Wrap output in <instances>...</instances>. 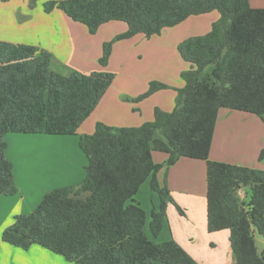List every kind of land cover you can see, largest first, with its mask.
Listing matches in <instances>:
<instances>
[{
    "label": "trees",
    "instance_id": "16d2710c",
    "mask_svg": "<svg viewBox=\"0 0 264 264\" xmlns=\"http://www.w3.org/2000/svg\"><path fill=\"white\" fill-rule=\"evenodd\" d=\"M2 2L8 0H0ZM36 0H28L33 7ZM60 9L94 34L110 20L127 29L102 43L98 62L108 64L113 44L136 34H160L191 15L217 11L210 29L177 44L187 68L181 87L151 80L128 100L140 101L155 91L175 90L170 110L155 107L151 120L135 126L96 122L79 135L87 157L77 183L49 189L28 213L16 214L1 234L3 241L29 248L41 245L71 264H199L176 240L153 242L145 233L146 213L135 200L148 180L159 195L149 228L157 236L173 203L166 184L157 179L162 167L180 157L206 163L207 230L229 229L232 264H264L254 231L264 235V167L211 160L209 150L221 108L245 111L264 121V7L249 0H46L43 10ZM115 75L108 70L83 73L55 64L46 49L0 40V195L18 188L7 155L6 134H77ZM167 154L163 163L152 152ZM258 159H264V148ZM248 187L245 200L239 190ZM179 213L183 209L176 205Z\"/></svg>",
    "mask_w": 264,
    "mask_h": 264
},
{
    "label": "crops",
    "instance_id": "0c3cea01",
    "mask_svg": "<svg viewBox=\"0 0 264 264\" xmlns=\"http://www.w3.org/2000/svg\"><path fill=\"white\" fill-rule=\"evenodd\" d=\"M36 1L33 7L29 6L28 0L0 1V40L36 45L51 52L55 64H63L83 73L110 71L120 61L123 75L128 76L133 83L132 89H115L117 86L112 85L108 87L90 116L93 118L87 122V117L81 124L83 127L88 123L85 131H80V126L77 134L73 135L6 134L7 138L15 139L18 144L13 150L7 147V155L14 163L18 191L13 195H0V264H71L63 256L38 244L27 249L9 244L2 240V231L13 222L16 214L30 212L49 189L77 183L84 177L87 157L78 145L79 135L93 132L96 122L102 121L111 126L140 125L152 119L156 106L165 110V97L168 96L172 104L175 103L176 92L169 89L155 91L140 101L127 99L144 92L149 82L154 80L150 76H137L138 73L133 72L128 62L134 56L141 55V44L146 45V48L155 44L165 53L168 48L164 47L165 44H158L155 36L162 35L166 28L159 35L145 37L136 34L116 41L108 64L102 67L98 58L103 41L125 31L127 24L121 20H110L91 34L85 24L72 20L60 9L55 8L46 13L42 8L46 0ZM249 4L251 7H264V0H249ZM217 16H211L207 23L212 24ZM185 68L187 64L178 60L175 66V75L178 77L175 84L178 87L183 85L180 72ZM162 79L167 80V77ZM166 91L171 94H165ZM131 101L137 103L136 109L131 108ZM113 103L116 107L118 104V107L115 108ZM263 148V120L253 113L219 109L209 150L211 160L262 169L264 159L259 160L258 154ZM152 157L155 162L163 163L167 154L153 151ZM157 179L167 185L174 202L167 206L161 231L153 236L149 228V216L152 210L159 208L160 199L151 190L148 180L141 184L135 200L146 213V235L155 243L176 240L199 264H232L230 230H207L205 161L180 157L173 165L162 167L157 172ZM242 191L248 192L244 194ZM249 192L248 187L239 190L242 197ZM176 205L183 209L184 214L179 213ZM153 264L166 263L155 261Z\"/></svg>",
    "mask_w": 264,
    "mask_h": 264
},
{
    "label": "rangeland",
    "instance_id": "374dc122",
    "mask_svg": "<svg viewBox=\"0 0 264 264\" xmlns=\"http://www.w3.org/2000/svg\"><path fill=\"white\" fill-rule=\"evenodd\" d=\"M36 2L37 1H35V4ZM42 8H43V3H42ZM214 15L216 16L218 15L217 18L219 17V13L214 10L211 12L202 13L198 15H191L187 17L185 20L178 23L177 25L166 28L165 32L162 33V35L158 34L159 36H155L156 39H158V44H165L164 47L168 48L166 52L164 53L159 48H156L157 46L155 44L151 45L150 47L147 46V48H146V45L143 46L141 44V55L134 56V58L130 62H128L130 63V68L132 67L133 72L135 71L136 73H138L137 76H142V77L150 76V77H153L154 80L165 82L169 85H172V87H178L177 84H175L177 83V79H178V77L175 75V66H177V61L181 59L179 57V53L177 52V43L188 36L203 34L207 32L210 29V25H211V23L210 24L207 23V20H209L210 17ZM119 63L120 61L115 63L113 66L114 69L111 68L110 70L111 72L114 73L115 78L117 79V81L113 79V81H115L116 83L112 81L110 86L111 85L114 87L117 86L115 89H121V90L126 89V88L132 89L131 86L133 82L128 76L123 75L124 73L122 70L123 67L119 66ZM166 77H167V80L162 79ZM168 89L171 90L172 92L174 90L172 88H168ZM165 94L169 95L171 93L170 91H166ZM120 98L122 99L121 96ZM129 98H131V96H129ZM169 99L170 98L168 96L165 97V101H164L165 102L164 105L166 107L165 110H170L174 106V104H172V101H170ZM130 104H131L132 109H136L137 103L135 104L134 102L131 101ZM113 106H115V103H113ZM117 107H118V104H117ZM117 107L115 106V108ZM92 113L88 116L87 122H89L93 118V117H90ZM98 122H102V121H98ZM87 124L88 123H86L83 127L81 126L80 131H85V126H87ZM6 140H7V144L10 150H13V147L18 146L17 141L15 139L6 137ZM242 192L247 193L248 191H242ZM243 198L245 200H248V194H246ZM145 229H148L147 221L145 224ZM254 239H255V243H256L258 251L262 252L264 250V235L258 233L255 230Z\"/></svg>",
    "mask_w": 264,
    "mask_h": 264
}]
</instances>
